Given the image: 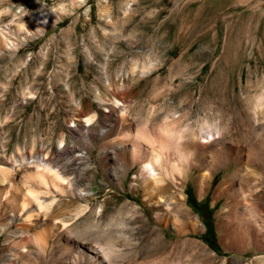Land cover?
<instances>
[{
    "label": "rangeland",
    "instance_id": "rangeland-1",
    "mask_svg": "<svg viewBox=\"0 0 264 264\" xmlns=\"http://www.w3.org/2000/svg\"><path fill=\"white\" fill-rule=\"evenodd\" d=\"M65 72L75 74L76 83L71 85L76 99L86 108L92 101L87 117L96 115L93 128H99L100 105L79 93L81 85L77 83L86 72H153L140 82L143 87L136 101L143 100L142 107L132 109L143 118L152 95L168 85L162 82L154 90L151 81L155 77L165 80L168 73L190 72L182 76L181 91L175 98L161 103L162 112L181 111L175 110L178 95L194 91L198 97L202 90L215 87L225 100L235 102V126L247 106V138L264 141V0H0V163L17 161L16 167H20L25 162L17 157L41 153L66 178H74L80 167L62 151L73 142L80 143L69 130L76 129L77 122L70 116L61 88ZM210 97L205 99L212 100ZM90 155L96 156V150ZM241 170L233 181L238 198H243L238 200L240 215L236 218L225 214L220 221L216 217L223 207L222 200L214 206L211 203L212 192L223 182L224 173L219 172L212 176L210 189L201 199L192 183L185 187V205L197 233L177 236L170 227L156 237L149 226H143L138 231L127 230L125 237L135 245L125 246L123 251L130 250L136 254V263H143L154 257L146 260L142 251L161 240L168 243L174 263L264 264V168L256 163ZM133 172L131 169L126 185ZM14 174V182L21 184L20 175ZM106 182L101 174L95 176L94 185L100 190L96 194L84 182L88 194L94 196L89 207L98 209L107 197L115 196L99 221L101 225L110 223L116 204L125 197L121 189L107 188ZM127 197L141 200L130 194ZM84 204L60 197L55 208L64 209L57 220L68 221L72 211ZM14 208V199H0V258L4 259L0 264L12 254L24 264L17 242L24 233L13 216ZM91 220L87 215L71 219V235ZM115 244L120 248V241ZM178 246L185 250L183 257L177 255ZM33 248L27 246L30 254Z\"/></svg>",
    "mask_w": 264,
    "mask_h": 264
},
{
    "label": "bare ground",
    "instance_id": "bare-ground-1",
    "mask_svg": "<svg viewBox=\"0 0 264 264\" xmlns=\"http://www.w3.org/2000/svg\"><path fill=\"white\" fill-rule=\"evenodd\" d=\"M90 73L91 79L85 83ZM152 73L86 72L79 77V93L84 92L100 105L99 128L91 127L96 115L87 117L92 101H88L86 108L80 99H76L77 92L71 85L76 83L75 74L64 73L62 92L67 99L70 116L77 122V128L69 130L74 140L80 142H73L62 149L71 155L72 163L80 167L73 179L66 178L65 173L52 166L49 162L51 159L48 160L41 153L34 156L27 151L26 156L17 157L18 161L25 162L20 167H16L17 161L4 160L0 163V199L8 202L14 199L15 208L11 211L16 216L20 231L24 233L17 241L22 251V263L184 264L182 261L173 262L168 243L161 240L142 251L146 260L154 259L136 263V254L130 253V250L123 251L125 246L135 245L126 238V232L149 226L148 230L156 237L164 235L170 227L177 236L197 233L199 229L185 205V187L192 183L196 197L201 199L210 189L212 176L219 172L224 173L223 182L212 192L211 203L214 206L222 200L223 207L216 217L221 221L225 214L232 218L240 215L237 205L238 200L243 198H238L234 175L240 174L241 168L246 169L256 163H261L264 168V141H250L247 138V104L240 111L242 117L237 126L232 109L235 102L233 104V99L225 100L223 92L215 87L202 90L198 97L194 91L178 95L175 110L181 111L171 114L162 112L159 109L161 103L178 94L182 76L190 75V72L168 73L165 80L157 76L151 81L154 90L162 82L168 85L152 95L149 99L151 105L143 118L139 113H133L132 109L142 107L143 100L136 101L143 87L140 82ZM195 78L197 75L190 81L191 85ZM176 81L179 83L175 84ZM208 95L212 96V100L205 99ZM97 140H100L99 145L96 144ZM93 149L96 156L92 158L90 154ZM131 169L134 172L126 185ZM14 173L16 177L20 175L21 184L14 182ZM99 174L107 181V188L117 187L125 194L124 199L116 204V213L110 223L103 225L99 221L115 196L107 197L98 209L89 207L87 203L94 196L88 194L84 183L87 181V186L95 194L98 193L100 190L95 187L94 180ZM127 194L141 200L130 201ZM60 197L86 203L70 214L73 220L84 215L92 219L75 235L70 233L68 222L71 219L57 220L64 209L62 206L55 208ZM13 216L10 214L11 218ZM39 226L42 228L37 231ZM116 241H120V248ZM29 245L34 247L31 254L27 249ZM184 254L185 250L179 247L177 255L183 257ZM12 255L7 256L3 264H19L18 256ZM248 264L254 263L251 261Z\"/></svg>",
    "mask_w": 264,
    "mask_h": 264
},
{
    "label": "trees",
    "instance_id": "trees-1",
    "mask_svg": "<svg viewBox=\"0 0 264 264\" xmlns=\"http://www.w3.org/2000/svg\"><path fill=\"white\" fill-rule=\"evenodd\" d=\"M208 232L212 233V232H213L212 228H209V229H208ZM214 245H216V244H215V243L212 244V246H214Z\"/></svg>",
    "mask_w": 264,
    "mask_h": 264
}]
</instances>
